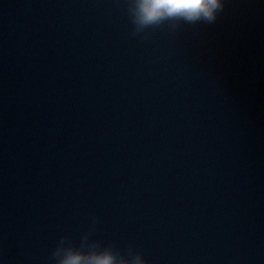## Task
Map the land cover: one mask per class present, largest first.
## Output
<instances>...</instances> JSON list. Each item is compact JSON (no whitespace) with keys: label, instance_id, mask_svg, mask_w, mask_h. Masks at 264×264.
<instances>
[{"label":"water","instance_id":"1","mask_svg":"<svg viewBox=\"0 0 264 264\" xmlns=\"http://www.w3.org/2000/svg\"><path fill=\"white\" fill-rule=\"evenodd\" d=\"M223 4L144 39L125 0H0V264L89 230L147 264H264V0Z\"/></svg>","mask_w":264,"mask_h":264},{"label":"clouds","instance_id":"2","mask_svg":"<svg viewBox=\"0 0 264 264\" xmlns=\"http://www.w3.org/2000/svg\"><path fill=\"white\" fill-rule=\"evenodd\" d=\"M125 4L132 35L144 33V39L150 29L166 26L176 30L182 22L212 23L224 8L223 0H125ZM91 234V230L83 234L79 243L61 236L48 257L49 264H147L133 246L121 251L115 243L90 240Z\"/></svg>","mask_w":264,"mask_h":264}]
</instances>
